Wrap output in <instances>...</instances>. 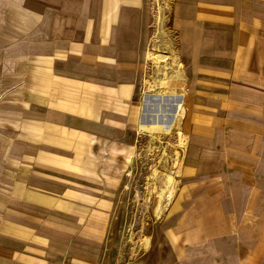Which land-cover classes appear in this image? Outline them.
Returning <instances> with one entry per match:
<instances>
[{"label": "crops", "instance_id": "0c3cea01", "mask_svg": "<svg viewBox=\"0 0 264 264\" xmlns=\"http://www.w3.org/2000/svg\"><path fill=\"white\" fill-rule=\"evenodd\" d=\"M145 3L0 0V243L104 232L111 157L137 123ZM170 13L192 72L166 264H264V0H171Z\"/></svg>", "mask_w": 264, "mask_h": 264}, {"label": "rangeland", "instance_id": "374dc122", "mask_svg": "<svg viewBox=\"0 0 264 264\" xmlns=\"http://www.w3.org/2000/svg\"><path fill=\"white\" fill-rule=\"evenodd\" d=\"M145 1L150 36L142 61L141 81L132 98L137 123L135 132L126 136L127 144L132 148L119 157H111L121 173L112 192V210L104 232L95 235V244L92 245L50 243L48 236L53 240L56 231L53 233L54 229L43 228L47 237L43 235L42 240L29 243L16 239L20 243L9 247L0 243V261L10 259L11 264H23L25 258L30 264H166L170 246L165 225L172 219L181 194V169L191 119L188 116L190 101L186 99L185 110L183 95L186 83L188 96L192 68L188 56L186 60L183 58L176 31L172 28L171 0ZM151 54L156 56L157 63L148 57ZM150 94L165 99L180 97L182 111L174 118L175 127L166 133L139 129L142 101ZM3 150L0 149V157ZM0 188L4 187L0 185ZM3 217L4 213L0 212V219ZM37 230L34 229V234L40 236L41 231ZM63 236V239H70ZM83 236L79 238L86 239L85 233ZM3 248L13 253L6 255ZM28 256L31 259L28 260Z\"/></svg>", "mask_w": 264, "mask_h": 264}, {"label": "bare ground", "instance_id": "6f19581e", "mask_svg": "<svg viewBox=\"0 0 264 264\" xmlns=\"http://www.w3.org/2000/svg\"><path fill=\"white\" fill-rule=\"evenodd\" d=\"M149 56L152 58V60H154L157 63L156 56L152 54L148 55V57ZM162 85H164V82L162 83ZM171 94L172 93H170V95ZM180 101L181 100L180 97H178V95L177 97L171 96L169 99L168 98L165 99L163 97L161 98L159 97V95H155V94L144 96L140 110L141 111L140 114L142 118L139 123V129L143 131H149L151 133L162 130L165 131L166 133L167 131H169V129L172 126L175 127V125H173L174 118L178 112L182 111ZM168 115L170 116L169 118L167 117Z\"/></svg>", "mask_w": 264, "mask_h": 264}]
</instances>
